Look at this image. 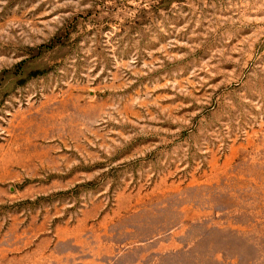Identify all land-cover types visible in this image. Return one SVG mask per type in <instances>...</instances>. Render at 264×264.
Segmentation results:
<instances>
[{"label": "rangeland", "instance_id": "1", "mask_svg": "<svg viewBox=\"0 0 264 264\" xmlns=\"http://www.w3.org/2000/svg\"><path fill=\"white\" fill-rule=\"evenodd\" d=\"M0 264H264V0H0Z\"/></svg>", "mask_w": 264, "mask_h": 264}]
</instances>
